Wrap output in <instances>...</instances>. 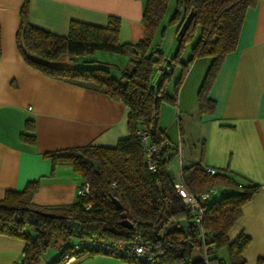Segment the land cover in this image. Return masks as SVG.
Returning a JSON list of instances; mask_svg holds the SVG:
<instances>
[{
  "label": "trees",
  "instance_id": "trees-1",
  "mask_svg": "<svg viewBox=\"0 0 264 264\" xmlns=\"http://www.w3.org/2000/svg\"><path fill=\"white\" fill-rule=\"evenodd\" d=\"M168 3L169 0H143V36L134 42H121L117 16L110 15L105 25L72 19L67 34L59 35L30 24L28 0H23L15 36L23 60L45 75L99 90L128 108V134L114 145L84 144L42 153L52 165L71 164L82 181L88 182L87 194H77L66 205L36 204L30 199L38 187V181L33 180L22 190H6L0 198V233L23 239L22 255L29 264H38L51 248H56L58 254L47 264H59L65 254L78 252L72 249L76 241L98 238L128 242L135 233L141 235L156 260L165 264H204L203 243L211 247L210 258L219 259L223 264H244L242 252L249 237L239 233L230 240L228 234L239 219L242 206L252 198L259 184L239 183L226 172L210 173L203 165L201 141L198 159L180 168L181 180L190 192L209 191L207 198L200 201L204 209L201 237L169 170L176 154L172 144H164L169 138L158 123V107L162 100L175 104V93L171 95L167 91L165 81L171 77L173 65L182 63L179 57L185 43L197 33L191 54L174 81V92L182 83L183 71L193 60L210 57L196 99L199 113L213 112L215 103L207 96L208 88L223 57L236 48L245 13L257 0H176L169 22L177 20L175 38L180 37V42L172 56L165 59L159 48L155 50L158 42L155 38L164 29L161 19ZM96 50L123 55L127 63L111 69L107 62L86 57ZM62 55L72 60V66L50 64ZM161 61H166V69L152 79L155 66ZM139 131L145 132L150 142L161 145L154 157L153 171L145 163ZM22 138L34 141L25 134ZM215 187L225 191L209 201ZM113 198L120 202L119 210ZM122 212L132 227L120 223ZM215 248L226 249L227 263L212 253ZM95 252L89 250L81 256Z\"/></svg>",
  "mask_w": 264,
  "mask_h": 264
},
{
  "label": "crops",
  "instance_id": "crops-1",
  "mask_svg": "<svg viewBox=\"0 0 264 264\" xmlns=\"http://www.w3.org/2000/svg\"><path fill=\"white\" fill-rule=\"evenodd\" d=\"M22 2L0 0V198L6 190H22L27 182L37 180L30 198L33 203L66 205L75 200L82 178L71 164L52 165L42 153L75 145H114L128 134V108L99 90L29 66L15 40ZM142 10L143 0H28V22L66 35L72 19L105 25L113 15L120 19L119 40L134 42L143 36ZM156 46L161 50L158 42ZM210 60L199 57L187 66L178 93L179 111L191 115L192 109L198 111L197 91ZM50 64L70 67L72 60L62 55ZM207 96L215 103L213 112L198 113L197 119L204 143L203 165L226 172L239 183L259 184L228 236L232 240L246 234L244 264H264V0L247 9L236 48L223 57ZM22 134L34 141L23 139ZM198 157L199 151L187 156L185 164L174 157L169 170L174 176ZM216 188L225 191L222 187L212 191ZM23 245V239L0 233V264L22 259ZM51 259L43 255L38 264ZM70 264L142 263L95 252Z\"/></svg>",
  "mask_w": 264,
  "mask_h": 264
},
{
  "label": "rangeland",
  "instance_id": "rangeland-1",
  "mask_svg": "<svg viewBox=\"0 0 264 264\" xmlns=\"http://www.w3.org/2000/svg\"><path fill=\"white\" fill-rule=\"evenodd\" d=\"M175 7L176 0H169L167 10L165 11V14L161 19V26L163 25L164 29L161 33L157 34L155 38L161 46V53L165 59H168L170 56H172L177 47V40L175 38V28L177 20L169 22V18L171 14H173ZM197 35L198 34L196 33V35L192 37L187 43H185V46L182 48L181 55L179 57L182 63L186 62L189 58L191 54V45L195 42ZM157 49L158 46L155 47V50ZM86 57L89 59H96L99 61L107 62L111 64L109 65L111 69H115L116 67H124L127 63V57L106 50H96L92 54H88ZM182 63L176 62L173 65L172 75L168 80L165 81L166 89L168 88L171 95L175 93L176 101L175 104H172L167 100H162L160 102L158 107V123L165 129L166 134L170 136L172 140H176V142L180 141L183 150L180 161H182V164H185L187 156L193 157L194 155H197L199 151L200 126L197 123L199 112L196 110V108L192 109V115L185 114L182 110L179 111L178 108V93L181 84L178 87L177 91L174 92V81L180 75L181 68H183ZM158 66L166 69V61H161V64H158ZM158 66H155V71L153 73L152 79H156L159 76V72L157 70ZM163 68L160 69V72L164 71ZM183 72L186 74L187 68ZM219 190L220 189H218L217 191L216 188L214 191H212L208 200L211 201L223 195L221 194V192H219ZM26 230L28 231L29 228ZM212 253L216 256L219 255L225 261H228L227 251L225 248H215ZM57 254L58 251L56 250V248H51L47 251L46 254H44V257L49 256L55 258Z\"/></svg>",
  "mask_w": 264,
  "mask_h": 264
},
{
  "label": "built area",
  "instance_id": "built-area-1",
  "mask_svg": "<svg viewBox=\"0 0 264 264\" xmlns=\"http://www.w3.org/2000/svg\"><path fill=\"white\" fill-rule=\"evenodd\" d=\"M163 67L157 68L160 73V69ZM141 145L144 150V159L145 163L150 171L155 170L154 157L159 152L161 145L155 144L149 141L147 134L143 131H139ZM165 145H170L169 141L164 142ZM173 150L176 154V158L179 163H181L180 159L182 157V146L180 141L172 144ZM210 173L214 172V169H208ZM175 186L178 192V195L181 197L183 202L188 206L189 211L191 213V219L194 225L199 228V232L201 237H203L204 230L201 227V221L203 218L204 209L200 205V201L207 198L209 191L202 192L200 194H194L190 192L185 185L183 184L180 172L174 174ZM89 191L88 182L82 181L77 189V194L84 195ZM88 205L86 206V208ZM203 243V242H202ZM73 251H78L77 253H68L65 254L60 261L59 264H70L81 254L86 253L89 250L97 251L103 254L116 256L121 259H125L128 261L142 263V264H165L159 262L154 257V254L151 252V249L145 242L143 241L141 235L139 233H135L132 238L128 242H109L106 240L98 239V238H89L83 239L80 241H76L72 247ZM210 245H206L203 243L202 245V260L204 264H223V262L216 258H210ZM14 264H29V261L26 259H20L14 262Z\"/></svg>",
  "mask_w": 264,
  "mask_h": 264
},
{
  "label": "water",
  "instance_id": "water-1",
  "mask_svg": "<svg viewBox=\"0 0 264 264\" xmlns=\"http://www.w3.org/2000/svg\"><path fill=\"white\" fill-rule=\"evenodd\" d=\"M176 40H177V47H178V44L180 42V37H177ZM177 47H176L175 51L177 50ZM113 202L115 204V208L117 210H119L121 208L120 202L115 198H113ZM120 215H121L120 223L124 226L132 227V222L126 217V214L124 212H122Z\"/></svg>",
  "mask_w": 264,
  "mask_h": 264
}]
</instances>
